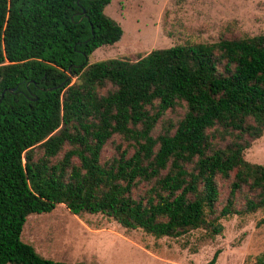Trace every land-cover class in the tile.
<instances>
[{
	"label": "trees",
	"instance_id": "16d2710c",
	"mask_svg": "<svg viewBox=\"0 0 264 264\" xmlns=\"http://www.w3.org/2000/svg\"><path fill=\"white\" fill-rule=\"evenodd\" d=\"M111 3L0 0V264H69L22 240L29 216L58 205L156 239L199 229L215 237L221 219L264 210V166L244 158L264 135V34L90 64L123 36L105 15ZM177 106L186 114L175 133L155 137ZM116 135L134 153L103 161ZM233 174L218 210V179ZM141 183L152 186L136 197ZM246 188L251 195L239 210ZM255 264H264V252Z\"/></svg>",
	"mask_w": 264,
	"mask_h": 264
},
{
	"label": "rangeland",
	"instance_id": "374dc122",
	"mask_svg": "<svg viewBox=\"0 0 264 264\" xmlns=\"http://www.w3.org/2000/svg\"><path fill=\"white\" fill-rule=\"evenodd\" d=\"M105 15L122 28L123 36L115 45L96 50L88 59L90 64L109 59L136 61L157 49L264 34V0H112ZM185 114V106L168 110L153 135L174 134ZM230 140L217 139L215 144L224 146ZM119 150L134 153L133 145L116 135L105 146L102 160L119 156ZM34 152L36 160L43 155L40 147ZM244 158L264 166V135L245 151ZM233 178L234 174L231 179H218V210L226 205ZM151 186L139 184L134 195H144ZM250 195L248 188L238 194L239 210ZM262 220L264 210L221 219L224 229L215 237L199 229L177 239H156L142 230H127L104 215L81 218L58 205L51 213L29 216L22 240L41 256L69 264H207L218 250L216 264H255L264 252Z\"/></svg>",
	"mask_w": 264,
	"mask_h": 264
},
{
	"label": "water",
	"instance_id": "95a60500",
	"mask_svg": "<svg viewBox=\"0 0 264 264\" xmlns=\"http://www.w3.org/2000/svg\"><path fill=\"white\" fill-rule=\"evenodd\" d=\"M3 96H4V94H3ZM2 101V100H1ZM1 101H0V103H1Z\"/></svg>",
	"mask_w": 264,
	"mask_h": 264
}]
</instances>
